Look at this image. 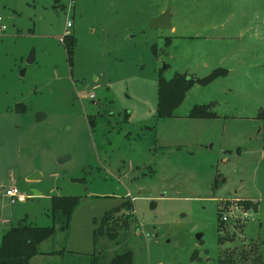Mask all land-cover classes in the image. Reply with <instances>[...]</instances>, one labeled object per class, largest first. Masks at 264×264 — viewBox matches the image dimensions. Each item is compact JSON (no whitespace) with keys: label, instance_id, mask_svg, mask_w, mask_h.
<instances>
[{"label":"rangeland","instance_id":"1","mask_svg":"<svg viewBox=\"0 0 264 264\" xmlns=\"http://www.w3.org/2000/svg\"><path fill=\"white\" fill-rule=\"evenodd\" d=\"M67 6L0 0V221L53 227L31 264L127 250L130 264H264V0ZM162 12L167 23H154ZM216 68L155 116L159 73L195 80ZM202 104L215 115L187 116ZM10 186L25 199L10 202ZM245 194L257 201L224 199ZM51 196L77 199L64 229ZM233 205L252 219L220 227ZM113 211L115 242H93Z\"/></svg>","mask_w":264,"mask_h":264},{"label":"trees","instance_id":"2","mask_svg":"<svg viewBox=\"0 0 264 264\" xmlns=\"http://www.w3.org/2000/svg\"><path fill=\"white\" fill-rule=\"evenodd\" d=\"M57 2V0H54ZM65 37L68 35H64ZM72 42L71 37L69 38ZM69 43V44H70ZM224 69L216 68L202 79L196 78L195 80L187 79L186 75L175 73L170 79H164L161 74H158L156 80V107L155 116L169 117L171 110L176 107L182 100L183 94L190 84L195 82L204 83L209 79L222 74ZM208 105H193L187 112L189 117H209L215 115L207 111ZM246 203V201H243ZM248 203V202H247ZM77 199L72 196H51L50 197V215L51 219L60 220L61 228L67 226L70 213L76 206ZM125 206L130 208V203L127 200L121 202L120 207ZM110 213H104L100 219L99 225L92 230L93 242L98 237L105 235L108 239L115 242L117 235V222H113ZM110 215V216H109ZM112 221L113 223H111ZM226 223L220 224V227L226 226ZM218 230V229H217ZM53 233V227H36L29 224H17L5 230L0 237V264H29V258L38 252V244L48 238ZM101 255L92 254L87 264H130L131 254L130 251L116 253L107 263L101 262ZM224 264H236L230 261H224ZM221 263V264H223ZM263 264V263H259Z\"/></svg>","mask_w":264,"mask_h":264},{"label":"built area","instance_id":"3","mask_svg":"<svg viewBox=\"0 0 264 264\" xmlns=\"http://www.w3.org/2000/svg\"><path fill=\"white\" fill-rule=\"evenodd\" d=\"M70 3H71V0H68V6L70 5ZM68 12L69 11L67 8V15L69 14ZM70 26H71V22L67 18L66 22H65V32L66 33H67L66 29L69 28ZM5 28H6L5 24L1 21V18H0V32H2ZM66 33L64 35H67ZM59 40H61V38ZM3 193L5 196H7L9 198L10 202L23 201L25 199L24 195L19 193L16 190V188L13 186L3 188ZM233 206L234 207H230L227 211L225 210V212L219 213L218 217H219L220 222L230 224V221H233L234 219H237V218H239L240 221H243V222H246L248 219H250V220L252 219V216H251L252 212L251 211L240 210L235 205H233ZM233 208L236 211V213H234ZM145 235H147V234H145Z\"/></svg>","mask_w":264,"mask_h":264},{"label":"crops","instance_id":"4","mask_svg":"<svg viewBox=\"0 0 264 264\" xmlns=\"http://www.w3.org/2000/svg\"><path fill=\"white\" fill-rule=\"evenodd\" d=\"M241 118V117H239ZM249 120H253V122H255L256 118L255 117H249L248 118ZM236 141H233V145L236 146ZM237 147V146H236ZM236 147H231V148H236ZM235 151H239L237 148ZM261 152H262V157H263V150L261 149ZM33 194H38L37 191H33ZM224 199H236V200H242V201H246V202H252V203H255L257 200H256V196H253V195H250V194H245V195H242V196H233V197H230V198H224ZM21 202V201H19ZM254 206V205H253ZM9 227H11L10 225H7V221H0V237L2 235V233L7 230ZM37 250H38V247H37ZM41 252L38 251L36 254H40ZM36 254L32 255L29 260H28V263L31 264L32 260H33V256H35Z\"/></svg>","mask_w":264,"mask_h":264},{"label":"water","instance_id":"5","mask_svg":"<svg viewBox=\"0 0 264 264\" xmlns=\"http://www.w3.org/2000/svg\"><path fill=\"white\" fill-rule=\"evenodd\" d=\"M153 22H154V23L156 22V24H157V23H160V24H162V25H165V24L167 23L166 12H162V13H160L159 16H158L157 18L154 19ZM32 58H33V55H32V51H31V52L28 54L27 58H26V62H27V63L31 62ZM20 72H21V71H20ZM67 157H68V155H64V156L60 157L59 160H60V161H61V160H64V159H66ZM30 178H33V176H31ZM199 237H200V235L197 233V234L195 235V238H196V239H199Z\"/></svg>","mask_w":264,"mask_h":264}]
</instances>
